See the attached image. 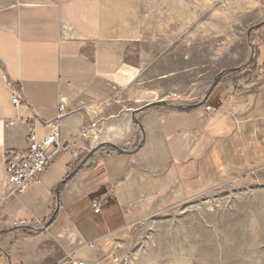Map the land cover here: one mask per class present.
<instances>
[{"label": "crops", "instance_id": "0c3cea01", "mask_svg": "<svg viewBox=\"0 0 264 264\" xmlns=\"http://www.w3.org/2000/svg\"><path fill=\"white\" fill-rule=\"evenodd\" d=\"M131 2L140 3V16L127 31ZM140 19L141 0H0V264H97L159 213L228 183L264 188V25L249 42L251 61L224 74L203 105L177 109L202 103L199 92L139 112L137 125L133 113L143 105L118 104L139 87V68L112 54L133 39ZM59 106L62 148L15 199L6 155L27 149L34 121L45 138ZM106 192L96 214L91 200ZM19 220L28 228L12 226Z\"/></svg>", "mask_w": 264, "mask_h": 264}, {"label": "rangeland", "instance_id": "374dc122", "mask_svg": "<svg viewBox=\"0 0 264 264\" xmlns=\"http://www.w3.org/2000/svg\"><path fill=\"white\" fill-rule=\"evenodd\" d=\"M139 16L140 3L131 2L127 31ZM263 21L264 0H211L207 7L202 0H141L136 34L112 54L139 68V87L118 105L200 99L222 71L251 61L256 29L248 32ZM120 246L113 253L122 264H264V188L221 185L135 225Z\"/></svg>", "mask_w": 264, "mask_h": 264}, {"label": "built area", "instance_id": "2783aa9c", "mask_svg": "<svg viewBox=\"0 0 264 264\" xmlns=\"http://www.w3.org/2000/svg\"><path fill=\"white\" fill-rule=\"evenodd\" d=\"M4 79L8 82L6 76H4ZM19 100V95L14 93V105L18 106ZM206 109L209 114H214L219 111L217 107L212 106H207ZM65 115L66 108L64 106H59V115L57 119L51 122L53 129L42 140H39L36 135L37 121H34L30 126L31 133L27 149L7 153L5 158L6 177L7 184L13 187L11 194L13 198L19 200L20 196L25 193L26 189L38 183L41 175L54 163L62 148L60 140V122ZM9 125H13V122L9 123ZM109 195L111 194L106 192L91 200L96 214L101 213L103 207L107 204V198ZM12 226L15 228H24L28 227L29 224L25 220H19L13 222ZM120 247L121 246L119 245L118 248ZM107 259H109L113 264H122L119 257L115 256L114 253L110 254ZM104 261L106 260H102L100 264ZM72 264L86 263L82 261H73Z\"/></svg>", "mask_w": 264, "mask_h": 264}, {"label": "water", "instance_id": "95a60500", "mask_svg": "<svg viewBox=\"0 0 264 264\" xmlns=\"http://www.w3.org/2000/svg\"><path fill=\"white\" fill-rule=\"evenodd\" d=\"M262 25H264V21L259 24V25H256L254 27H251L249 32H248V37H250V34H251V31L254 30V29H258L259 27H261ZM239 70L238 68H232V69H227V70H224L222 71L220 74H218V76L215 78L214 82L212 83V85L210 86L209 90H208V93L206 94L205 96V99L202 103L198 104V105H190V106H187V107H184V106H178L177 109L179 110H185V109H193V108H196L198 106H201L204 104V102L208 99V97L211 95V93L213 92V90L217 87V85L219 84L222 76L226 73H229V72H235ZM168 105L166 101L164 100H160V101H156V102H152V103H148L146 105H144L143 107H141L140 109L134 111L133 113V121L135 124L137 125H140L139 121L136 119V115L141 112V111H144V110H147V109H150V108H153V107H156V106H166ZM106 145V144H105ZM104 144L99 146V148L105 146ZM109 147H111L113 150L117 151L118 153L124 155V154H133V153H129V152H126L122 149H120L119 147L115 146V145H111V144H108ZM140 148V147H139ZM98 149H95L94 151H91L87 157L82 161V163L80 164V166L78 167V169L82 168L84 165L87 164V162L92 158V156L95 154V152L98 150ZM77 169V170H78ZM77 170L75 172H77ZM74 172V173H75ZM28 228V227H27Z\"/></svg>", "mask_w": 264, "mask_h": 264}, {"label": "bare ground", "instance_id": "6f19581e", "mask_svg": "<svg viewBox=\"0 0 264 264\" xmlns=\"http://www.w3.org/2000/svg\"><path fill=\"white\" fill-rule=\"evenodd\" d=\"M210 2H211V0H202V4H203V6H208L209 4H210ZM219 13H217V15H218ZM204 25V24H203ZM203 27V26H202ZM207 27V26H206ZM202 29H205V27L204 28H202Z\"/></svg>", "mask_w": 264, "mask_h": 264}]
</instances>
